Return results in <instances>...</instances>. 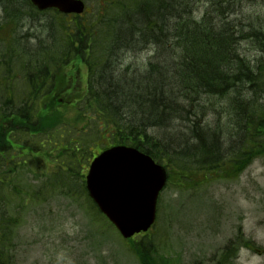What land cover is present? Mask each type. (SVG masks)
Returning <instances> with one entry per match:
<instances>
[{"label":"trees","instance_id":"16d2710c","mask_svg":"<svg viewBox=\"0 0 264 264\" xmlns=\"http://www.w3.org/2000/svg\"><path fill=\"white\" fill-rule=\"evenodd\" d=\"M14 1L2 0L5 24L20 23L26 18L23 12L28 13L21 0ZM237 1L244 0H92L87 18L64 21L61 40L53 38L59 28L45 22L43 35L32 32L33 45L6 47L0 71L14 64L27 69L21 57L28 54L67 56L65 61L40 60L47 70H57L78 55L88 78L84 93L75 85L64 101L56 102L54 95L42 108L30 93L17 102L0 88V120L12 126L16 122L21 133L37 120L30 127L32 140L28 129L23 132L26 158L10 159L11 173L27 164L30 170L33 162L47 175L46 191L67 196L81 192L91 204L84 187L77 189L81 173L76 169H84L106 143L137 147L182 173H191V167L218 169L222 177L237 174L254 156L264 154V30L253 20L237 27L231 17L235 3H241ZM244 41L250 43L246 50ZM252 50L261 56L252 57ZM147 52L145 68L132 60L123 66L128 55ZM39 81L33 88L40 89ZM2 183L0 260L17 222L6 220L4 193L8 188L12 200L20 195L9 182ZM134 250L141 264H157L144 250ZM163 264L171 260L164 258Z\"/></svg>","mask_w":264,"mask_h":264},{"label":"rangeland","instance_id":"374dc122","mask_svg":"<svg viewBox=\"0 0 264 264\" xmlns=\"http://www.w3.org/2000/svg\"><path fill=\"white\" fill-rule=\"evenodd\" d=\"M237 2L241 3H235L231 10L237 27L253 20L264 30V0ZM22 8L28 11L25 6ZM44 22L55 29L61 26L51 15H31L17 28L21 44L33 45L24 33L33 31L43 35L46 30H40ZM31 25L32 30H28ZM53 38L61 40V28ZM247 47L250 43L244 41L242 49ZM250 53L252 57L261 56L257 50ZM147 56L148 52L137 57L128 55L123 66L132 60L145 68ZM81 70L85 83L86 69L82 66ZM80 71H76L77 86H81ZM60 75L63 85L65 71ZM1 76L9 78L5 79L9 85L19 81L12 71ZM54 88L58 91L60 86ZM15 94L26 93L17 90ZM239 98L247 99V96ZM30 167L27 173L14 176L12 183L22 192L29 185L28 190L34 195L46 174L40 173L33 162ZM238 173L228 178L215 174L206 183L191 188H187L191 183L174 185L176 178L170 179L160 194L156 225L147 236L135 237L145 243L144 254L157 264H163V257L170 259L171 264H264V155L253 157ZM202 178L201 174L195 176L196 181ZM38 192L42 194L22 200L10 199L7 190L4 193L9 211L4 208L3 211L17 221L8 249L12 264H141L129 249V242H122L105 221L92 216L83 195L75 199L44 188ZM225 250L231 255L225 254L224 258L228 256L230 260L221 263V253Z\"/></svg>","mask_w":264,"mask_h":264},{"label":"water","instance_id":"95a60500","mask_svg":"<svg viewBox=\"0 0 264 264\" xmlns=\"http://www.w3.org/2000/svg\"><path fill=\"white\" fill-rule=\"evenodd\" d=\"M39 8L52 6L81 13L82 0H31ZM166 180L164 168L138 149L115 145L90 163L86 175L89 195L125 238L146 231L154 222L156 200Z\"/></svg>","mask_w":264,"mask_h":264},{"label":"flooded vegetation","instance_id":"af4514ba","mask_svg":"<svg viewBox=\"0 0 264 264\" xmlns=\"http://www.w3.org/2000/svg\"><path fill=\"white\" fill-rule=\"evenodd\" d=\"M0 5H2V0H0ZM0 16H2V7H1V15ZM2 27V23H0V28ZM81 58V57H80ZM18 79V77L15 75V79ZM40 79V81L42 82V83H45L46 81L45 80H42V78L40 77L39 78ZM41 84V83H40ZM40 91H43V89L42 88H40Z\"/></svg>","mask_w":264,"mask_h":264}]
</instances>
